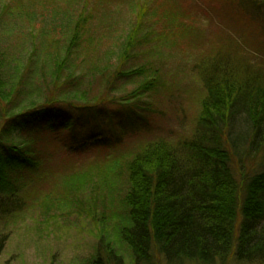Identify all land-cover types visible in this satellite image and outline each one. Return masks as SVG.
I'll return each mask as SVG.
<instances>
[{"label": "trees", "instance_id": "1", "mask_svg": "<svg viewBox=\"0 0 264 264\" xmlns=\"http://www.w3.org/2000/svg\"><path fill=\"white\" fill-rule=\"evenodd\" d=\"M78 27L79 18L63 47L58 41L54 47L48 43L41 50L47 52L41 58L46 61L39 60L36 68L31 66L36 43L21 53L22 60L14 66L0 51V218L16 215L25 205L29 185L51 173L45 168L56 146L47 145L50 140L52 144L57 140L71 154L115 147L126 133L121 120L132 126L136 122L127 98L118 101L127 105L123 112H107L102 95L117 76L144 70L121 68L142 43V27L130 29L113 73L98 74L105 83L100 97L73 103L67 100L71 93L67 90L80 81L70 59L71 49L79 44ZM219 49L195 67L204 93L193 134L177 143L156 140L132 155L117 219L112 220L119 244L113 245L109 236L99 232L96 253L86 264H121V247L132 264H264V69L246 52ZM8 65L18 70L17 79ZM33 70L41 76L36 86L39 96L46 92L41 101L21 97L25 75L29 71L33 75ZM154 79H146L140 88L154 89ZM103 113L108 114L106 119H118L119 133L101 134ZM77 120L94 128L77 133ZM235 125L245 129L232 138L229 132ZM258 155L263 161L255 170L250 162ZM99 181L91 192L107 199L110 192L99 187L105 179Z\"/></svg>", "mask_w": 264, "mask_h": 264}, {"label": "rangeland", "instance_id": "2", "mask_svg": "<svg viewBox=\"0 0 264 264\" xmlns=\"http://www.w3.org/2000/svg\"><path fill=\"white\" fill-rule=\"evenodd\" d=\"M78 18L79 44L71 49L70 59L80 81L67 90L71 92L67 100L73 103L100 97L105 83L98 74L102 70L113 73L130 29L142 27V43L121 68H143L144 72L117 76L102 95L107 112H123L127 105L118 101L127 98L136 122L132 126L125 117L121 120L126 133L115 147L71 154L57 140L47 143L56 145L45 164L51 173L29 185L25 205L16 215L0 218V264H86L96 253L99 232L109 236L113 245L119 244L112 220L117 219L121 190L127 182L126 165L148 143L159 139L177 143L193 134L204 93L195 69L201 58L220 47L236 48L264 69V3L243 0H0V51L14 66L22 60L21 53L36 43L31 64L36 68L47 53L41 50L48 43L54 47L56 41L63 47ZM10 65L17 79L18 70ZM95 66L100 70H93ZM34 70L33 75L32 71L25 75L21 97L41 101L46 92L39 96L36 86L41 76L34 75ZM149 78H157L155 88L141 89ZM106 117L103 113L100 119L101 134L119 133L118 119ZM92 127L75 122L82 135ZM244 129L235 125L229 134L237 138ZM262 161L258 155L250 164L256 170ZM100 178L105 179L101 190L110 192L107 199L91 192ZM98 216H103L99 222ZM119 251L125 260L119 258L121 264H132L127 251L123 247Z\"/></svg>", "mask_w": 264, "mask_h": 264}]
</instances>
